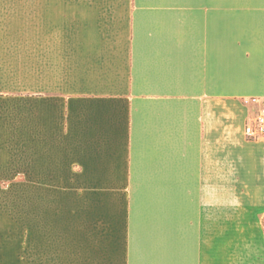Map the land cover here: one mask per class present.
Returning <instances> with one entry per match:
<instances>
[{"label":"crops","instance_id":"obj_1","mask_svg":"<svg viewBox=\"0 0 264 264\" xmlns=\"http://www.w3.org/2000/svg\"><path fill=\"white\" fill-rule=\"evenodd\" d=\"M262 102L264 0H0V264H264Z\"/></svg>","mask_w":264,"mask_h":264},{"label":"built area","instance_id":"obj_2","mask_svg":"<svg viewBox=\"0 0 264 264\" xmlns=\"http://www.w3.org/2000/svg\"><path fill=\"white\" fill-rule=\"evenodd\" d=\"M245 134L252 138L264 136V110L256 112L251 118V122L245 128Z\"/></svg>","mask_w":264,"mask_h":264},{"label":"rangeland","instance_id":"obj_3","mask_svg":"<svg viewBox=\"0 0 264 264\" xmlns=\"http://www.w3.org/2000/svg\"><path fill=\"white\" fill-rule=\"evenodd\" d=\"M251 101H252V102H257V100H251ZM263 107H264V103L262 102V103H261V106H260V108H261L260 110L264 109ZM260 110H258V111H260Z\"/></svg>","mask_w":264,"mask_h":264}]
</instances>
